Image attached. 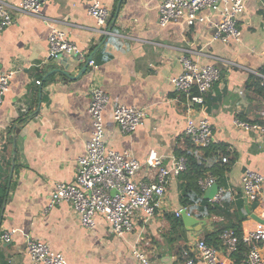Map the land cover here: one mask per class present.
<instances>
[{"label":"crops","instance_id":"1","mask_svg":"<svg viewBox=\"0 0 264 264\" xmlns=\"http://www.w3.org/2000/svg\"><path fill=\"white\" fill-rule=\"evenodd\" d=\"M99 1L109 11L106 33L87 12L88 0H47L38 14L17 11L0 33V73H11L0 103V161H11L0 233L14 229L9 241L0 238V264H32L25 251L29 237L61 252L69 264H139L134 249L144 251L153 264H180L178 245L203 237L214 229L212 221L221 219L219 215L202 219L198 230L183 225L172 242L165 214L180 207L176 176L167 182L153 217L146 222L136 217L133 231L122 236L111 231L103 215L96 216L93 228L82 226L68 201L47 208L55 182L74 181L77 158L91 133L88 107L93 85L101 86L109 98L103 110L106 147L130 149L142 165L139 176L146 172L150 151L165 163L187 150L197 149L201 156L203 149L190 143L183 128L189 116L206 118L213 142L224 143L228 157L234 159L204 195L224 187L218 204L226 202L233 218L241 221L242 232L260 220L258 209L242 194L240 177L245 167L264 175V133L237 127L233 120H264L263 100L244 88L249 72L264 63V0H245L238 22L241 34L231 43L213 40L203 23L159 26L158 0ZM51 26L85 51V58L66 53L48 57ZM183 54L219 68V78L201 103L190 104L172 82L183 69L179 59ZM115 103L145 108L144 124L122 133L112 117ZM25 115L15 133L17 118ZM214 160L211 156L205 162ZM222 255L231 264L230 255Z\"/></svg>","mask_w":264,"mask_h":264},{"label":"built area","instance_id":"2","mask_svg":"<svg viewBox=\"0 0 264 264\" xmlns=\"http://www.w3.org/2000/svg\"><path fill=\"white\" fill-rule=\"evenodd\" d=\"M47 0H19L8 4L0 0V33L11 23L17 11L38 14L40 7ZM87 12L92 15L103 32H108V9L99 0H88ZM158 25L165 27L171 22H183L186 26L198 23L207 24L213 40L223 43L238 40L241 34L239 19L245 7V0H158ZM47 20L46 17H43ZM264 18V13H263ZM66 53L78 59L85 58V51L68 39L65 33L54 26L50 27L47 37V55L56 57ZM182 71L172 78L175 88L182 92L190 104L201 103L203 94L220 76L214 63L200 64L197 60L183 54L180 56ZM92 64V58L87 57ZM264 80V75L254 70ZM11 79L10 72L0 73V103ZM40 83V79H36ZM196 87L198 93H192ZM108 94L99 85L90 90L89 115L91 119L90 137L85 143L83 154L77 158L76 173L73 182H55L50 193L49 204L68 201L79 215L80 224L93 228L97 215H103L116 236L132 232L136 226V217L142 216L146 222L155 214L165 194V187L170 178L186 169L187 158L184 155L172 156L168 163L155 151H150L146 158V172L139 176L140 161L130 149H110L105 145L103 110L108 102ZM148 112L143 107L115 103L112 117L122 133H129L144 124ZM264 117V110L261 112ZM235 126L242 129L259 130L264 133V124L249 122L239 117L233 120ZM183 134L195 147H205L213 142V131L206 118L187 117ZM227 161V156H222ZM203 190L216 185V176L212 173L199 178ZM240 186L245 198L258 209L260 218L254 226L242 232L241 239L247 245L244 263L264 264V175L245 167L240 177ZM225 188L216 186L208 197L212 203H219ZM180 206L174 211L180 215ZM8 230L0 233L3 241L11 239ZM222 246L208 244L203 237L188 244H180L176 256L183 258L180 264H228L224 255H230L238 249L239 237L232 229L220 233ZM26 255L32 264H69L64 255L51 249L45 242L28 238L25 244ZM222 254H221V252ZM133 254L139 264H153L150 257L140 249ZM232 263V262H231Z\"/></svg>","mask_w":264,"mask_h":264},{"label":"trees","instance_id":"3","mask_svg":"<svg viewBox=\"0 0 264 264\" xmlns=\"http://www.w3.org/2000/svg\"><path fill=\"white\" fill-rule=\"evenodd\" d=\"M257 71L264 75V63L257 68ZM248 75L249 77L244 84L245 90L260 97L264 102V80L255 72H249ZM192 93H198L196 87L192 88ZM27 117L28 116L25 115L17 118L18 123L14 128L15 133L19 130V127L24 123ZM252 122L264 124V120L262 119H257ZM8 142L10 144V140H8ZM225 147L226 145L224 143L211 142L209 145L201 147L203 149V154L201 156L196 152L197 149L196 151H183L184 156L187 158V165L186 169L176 176L179 189L178 200L180 206H185L191 214L199 219L210 220L214 215L221 216L219 221H212L214 229L205 232L203 238L208 244L219 248L222 246L220 233L225 229L234 230L239 237V243L238 249L230 254L232 260L231 264H245L244 257L247 245L241 239V221L233 218L232 213H230L228 207L225 206L226 202L223 203V205H219L218 203H212L209 201L208 197L204 195V190L198 182L199 178H204L208 173H212L220 178L223 177L225 170L229 168L230 163H232L234 159V157H232V159L228 157V152ZM211 156H214L215 160L207 165L205 160ZM222 156H227V161H222ZM10 165V159L6 160L4 163H1L0 161V218L1 207L4 200L7 199L10 185V181L8 180ZM165 216L170 222V234L173 242L177 239L176 235L183 231L182 218L180 215L176 216L174 212L166 213ZM182 259L183 258L178 257V261H181Z\"/></svg>","mask_w":264,"mask_h":264},{"label":"water","instance_id":"4","mask_svg":"<svg viewBox=\"0 0 264 264\" xmlns=\"http://www.w3.org/2000/svg\"><path fill=\"white\" fill-rule=\"evenodd\" d=\"M88 58L90 59L91 56H89ZM3 207H4V204H3L2 208ZM180 215L182 218L183 225L187 229L198 230L201 227V223L204 222V220L195 217L191 213H187L185 208H182Z\"/></svg>","mask_w":264,"mask_h":264},{"label":"rangeland","instance_id":"5","mask_svg":"<svg viewBox=\"0 0 264 264\" xmlns=\"http://www.w3.org/2000/svg\"><path fill=\"white\" fill-rule=\"evenodd\" d=\"M231 42H232V41H231ZM231 42H229V43H231ZM254 43H256V41H255Z\"/></svg>","mask_w":264,"mask_h":264}]
</instances>
